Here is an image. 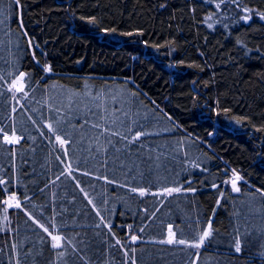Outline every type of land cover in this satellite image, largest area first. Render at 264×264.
I'll use <instances>...</instances> for the list:
<instances>
[{
    "label": "trees",
    "instance_id": "trees-1",
    "mask_svg": "<svg viewBox=\"0 0 264 264\" xmlns=\"http://www.w3.org/2000/svg\"><path fill=\"white\" fill-rule=\"evenodd\" d=\"M0 182V264H264V0H0Z\"/></svg>",
    "mask_w": 264,
    "mask_h": 264
},
{
    "label": "snow or ice",
    "instance_id": "snow-or-ice-1",
    "mask_svg": "<svg viewBox=\"0 0 264 264\" xmlns=\"http://www.w3.org/2000/svg\"><path fill=\"white\" fill-rule=\"evenodd\" d=\"M82 19H84V18H82ZM244 19L245 20H248L249 19V17L248 16H245L244 17ZM87 22L88 23H92V24H94L96 21H95V18H88L87 19ZM209 27H211V25H209ZM108 31H111V32H114L115 31V29H111V30H108ZM125 35H131V33H126ZM51 69L50 68H48V67H45V71L47 72V71H50ZM26 74L25 73H20V77H19V79H23V77L25 76ZM14 83H15V81H14ZM139 135H141L140 133H137V137L139 136ZM57 139L58 140H60V138L59 137H57ZM135 139V138H134ZM5 140H8V137L7 136H5ZM60 142L61 143H64V141L63 140H60ZM241 180V177L239 176V174L238 173H236L235 172V170H233V178H232V180H231V184H232V190L233 191H236V192H238L240 189L237 187V182L238 181H240ZM0 183H2V182H0ZM226 183H227V181H226ZM214 187H215V185H214ZM133 191H136V189H133ZM166 191H168V192H171V191H178V189H167ZM144 194V192H143V190H141V195H143ZM91 202V201H90ZM19 205L17 204V207H18ZM42 228H44V231L45 232H48L49 231V229L47 228V227H44L43 225H40ZM209 228H210V225H209ZM210 233H209V231L208 230H205L204 232H203V234L200 236V243H203V241H204V239L209 235ZM138 237H136V236H133L132 237V240H136ZM52 240L55 242L54 244H53V247H58L59 246V241H60V237L59 236H55V235H53L52 236ZM164 241H162V243H163ZM167 243H169V244H172V243H179V244H184L185 243V241H183V240H175L174 239V233L171 231V226L169 227V239L166 241ZM195 246H197V247H199V244H196ZM241 250V247H240V241L239 240H237V242H236V251L237 252H239Z\"/></svg>",
    "mask_w": 264,
    "mask_h": 264
},
{
    "label": "rangeland",
    "instance_id": "rangeland-1",
    "mask_svg": "<svg viewBox=\"0 0 264 264\" xmlns=\"http://www.w3.org/2000/svg\"><path fill=\"white\" fill-rule=\"evenodd\" d=\"M48 67V66H47ZM23 82H22V80L21 79H19V78H17V79H15V83H14V87L16 88V90H18V91H23ZM9 143H11V144H13V143H16L17 142V137H15V136H8V140H7ZM236 173H238V172H236ZM239 174V176L241 177V175H240V173H238ZM232 178H233V175H232V177L229 179V181H228V183H229V185H230V187L232 188V184H231V180H232ZM241 180H242V177H241ZM240 180V181H241ZM239 182V181H238ZM238 182H237V187H238ZM8 203H9V205L10 206H15V205H17V203H18V200H17V198H11L9 201H8Z\"/></svg>",
    "mask_w": 264,
    "mask_h": 264
},
{
    "label": "water",
    "instance_id": "water-1",
    "mask_svg": "<svg viewBox=\"0 0 264 264\" xmlns=\"http://www.w3.org/2000/svg\"><path fill=\"white\" fill-rule=\"evenodd\" d=\"M20 77V76H19ZM22 80V79H21ZM5 139V138H4Z\"/></svg>",
    "mask_w": 264,
    "mask_h": 264
}]
</instances>
